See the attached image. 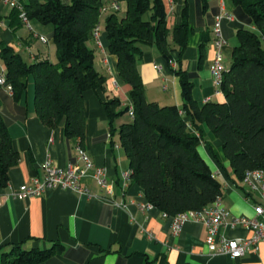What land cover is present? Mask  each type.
Returning <instances> with one entry per match:
<instances>
[{"label": "crops", "instance_id": "obj_1", "mask_svg": "<svg viewBox=\"0 0 264 264\" xmlns=\"http://www.w3.org/2000/svg\"><path fill=\"white\" fill-rule=\"evenodd\" d=\"M102 1L103 6H109L116 0ZM208 2V9L202 11L198 0H167L170 28L180 23L181 11L187 4L191 29L186 48L173 52L170 64L156 45L145 47L138 66L149 101L183 106L180 77L173 70L179 67L189 74L193 97L200 105L206 101H224L211 72L217 50L213 34L215 17L221 12L233 15L232 19L223 18L221 24L227 41L222 47L227 68L239 42L237 30L241 24L234 15L232 0ZM119 5L124 10L125 2ZM108 12L102 14L99 24L101 44L94 39L90 41L96 53V68L107 77V82L104 90L85 92L87 130L83 148L95 168H101L108 181L113 182V195L107 194L95 178V168H90L82 178L88 194L53 189L41 196L18 198L15 194L22 184L43 177L42 165L47 160L64 168L77 163V147L66 139L63 127L51 128L38 117L33 75L28 77L27 90L19 102L14 101L7 86L0 85V110L10 121L9 133L19 152V162L10 169L7 185L0 186V264L3 254L14 246L26 250L48 249L55 243L63 249L39 264H264V244L240 258L215 254L206 243L207 227L201 220L188 218L176 232L172 216H165L153 205L140 209L133 203L143 198L144 190L135 182L125 185L124 181L129 160L118 128L127 120L124 115L111 123L104 105L114 97L122 100L123 107L132 103L130 87L118 73V57L108 51L105 30ZM30 24L32 28L24 24L15 8L0 0V42L12 46L28 63L42 59L56 61L57 47L51 44L53 27L38 19H30ZM245 27L255 30L251 25ZM41 36L47 41H42ZM5 71L0 57V74ZM190 129L202 135L199 152L223 182L222 204L230 215L220 232L233 239L249 237L251 232L231 224V220L234 216L256 214L255 205L260 200L257 191L235 176L221 140L206 124Z\"/></svg>", "mask_w": 264, "mask_h": 264}, {"label": "trees", "instance_id": "obj_2", "mask_svg": "<svg viewBox=\"0 0 264 264\" xmlns=\"http://www.w3.org/2000/svg\"><path fill=\"white\" fill-rule=\"evenodd\" d=\"M116 1L125 2L123 14L121 8L109 11L105 30L108 51L118 57V73L130 87L134 109L132 120L118 128L129 160L130 179L143 188L141 201L167 215L201 211L222 197L223 182L199 152L202 135L190 126L199 129L206 124L221 140L239 180L249 170L264 171V0H232L234 15L241 25L231 65L219 88L224 101L200 105L193 97L187 71L173 69L182 85V107L149 101L138 65L146 46L156 45L168 64L173 60V52L186 48L191 29L188 5L181 11L180 23L170 28L167 0ZM198 2L202 11L208 9V0ZM22 4L30 19L53 26L57 60L28 63L12 46L0 42V57L6 68L4 86L11 85L13 99L19 102L27 90L28 77L33 75L38 117L51 128L63 127L69 142L84 147L85 92L104 90L107 82V77L96 68V53L90 45L104 13L103 1L29 0ZM104 105L111 123L129 110L118 97ZM9 122L0 110V186L7 185L10 169L19 162ZM61 249L59 243L48 249L14 246L3 254L1 264H39Z\"/></svg>", "mask_w": 264, "mask_h": 264}, {"label": "built area", "instance_id": "obj_3", "mask_svg": "<svg viewBox=\"0 0 264 264\" xmlns=\"http://www.w3.org/2000/svg\"><path fill=\"white\" fill-rule=\"evenodd\" d=\"M13 8L19 10L20 19L29 28L30 18L24 9L23 4L18 0H3ZM172 2L173 0H169ZM120 9L119 2L114 1L109 6H102L101 11H117ZM233 18V15L221 12L215 17V24L213 26L214 42L217 47L215 57L212 62L211 72L213 74L214 82L218 88L223 80L224 73L227 67L224 64V54L222 47L226 44V39L222 32V19ZM100 26H96L93 31L94 40L101 44L99 40ZM41 40L46 42L47 39L41 36ZM162 69V66L159 67ZM6 79L4 74H0V85H5ZM9 91L12 92L11 85H8ZM166 90L167 86L164 85ZM128 113L131 118L134 117V109L132 103L129 105ZM77 163H71L67 167H60L54 164L51 160H47L43 165V177H34L30 182L22 184L16 192V196L20 199L29 198L33 196H41L45 192L53 189H64L88 194L89 190L82 184V178L85 171L90 168H95L89 154L83 147H77ZM95 178L98 183L106 190L108 195H113V182H109L101 168H95ZM125 185L130 179V172L124 174ZM243 181L249 186L251 190L257 191L259 201L256 202V214L253 216L239 215L234 216L231 220L233 225H241L245 227L251 235L246 238L233 239L228 238L220 232L221 227L227 222L230 212L222 204V197H218L212 205L207 208L194 212L187 211L172 216L174 221V229L178 232L181 229L182 223L188 218H195L201 220L207 227L206 243L212 248L215 254H227L232 258H240L250 251H257L261 244H264V171L263 170H249L243 178ZM140 209L152 206L150 203L138 200L133 202ZM127 207L126 204H123ZM165 216H170L164 213Z\"/></svg>", "mask_w": 264, "mask_h": 264}, {"label": "rangeland", "instance_id": "obj_4", "mask_svg": "<svg viewBox=\"0 0 264 264\" xmlns=\"http://www.w3.org/2000/svg\"><path fill=\"white\" fill-rule=\"evenodd\" d=\"M3 2H4V1H3ZM123 8H124V7H123ZM121 14H123V10L121 11ZM50 26L53 27L52 25H50ZM51 44H52V46L55 45L52 39H51ZM54 59H56V56L54 57ZM163 91H164V90H163ZM164 92H165V91H164ZM168 92H169V91H168ZM124 119H125V120H132V118L130 117V115H129L128 112L126 113ZM221 181H222V179H221Z\"/></svg>", "mask_w": 264, "mask_h": 264}]
</instances>
